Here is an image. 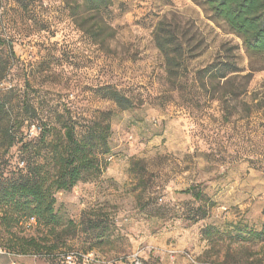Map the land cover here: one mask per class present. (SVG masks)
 I'll list each match as a JSON object with an SVG mask.
<instances>
[{
  "label": "rangeland",
  "instance_id": "374dc122",
  "mask_svg": "<svg viewBox=\"0 0 264 264\" xmlns=\"http://www.w3.org/2000/svg\"><path fill=\"white\" fill-rule=\"evenodd\" d=\"M78 4L0 0V97L33 124L32 150L12 148L0 182L44 162L57 114L83 134L112 113L102 172L56 194L61 227L9 226L0 209V264H264V243L244 241L264 225V70L251 74L242 39L193 0H114L99 15ZM160 23L183 54L171 78ZM220 62L239 72L203 73Z\"/></svg>",
  "mask_w": 264,
  "mask_h": 264
},
{
  "label": "trees",
  "instance_id": "16d2710c",
  "mask_svg": "<svg viewBox=\"0 0 264 264\" xmlns=\"http://www.w3.org/2000/svg\"><path fill=\"white\" fill-rule=\"evenodd\" d=\"M80 1L81 4L76 5L77 9H73L74 13L84 9L85 13L99 15L114 3V0ZM193 1L214 22L224 25L242 39L250 61L251 74L264 70V0ZM78 17L80 26L86 23L84 16ZM96 25L97 29L103 28ZM87 32L96 34L93 28ZM155 43L165 59L170 78L177 76L183 54L164 23H160L155 32ZM237 72L239 68L235 64L220 62L203 73L212 80H223ZM107 95L122 110L131 108L130 100L120 92L108 89ZM8 105L9 102L0 97V161L18 144L22 145L23 153L32 150V142L25 141L23 132L25 128L33 126L29 122L32 116L21 114L12 118ZM111 118V112L100 113L92 122L91 128L82 134L78 132L70 113L57 114L55 122L59 128H53V139L47 142L42 135L41 143L47 149L44 162H30L12 179L0 182V209L5 213V221L9 226H18L23 219H33L39 226L53 233L63 225V218L55 211L56 194L69 192L86 177H95L102 172V157L109 152ZM185 193L197 200L202 198L201 192L194 189ZM206 233L209 237L212 236L210 230ZM246 235L244 241L264 243V225L260 231H249ZM29 243H34V240Z\"/></svg>",
  "mask_w": 264,
  "mask_h": 264
},
{
  "label": "built area",
  "instance_id": "2783aa9c",
  "mask_svg": "<svg viewBox=\"0 0 264 264\" xmlns=\"http://www.w3.org/2000/svg\"><path fill=\"white\" fill-rule=\"evenodd\" d=\"M68 259H71V257H68Z\"/></svg>",
  "mask_w": 264,
  "mask_h": 264
}]
</instances>
